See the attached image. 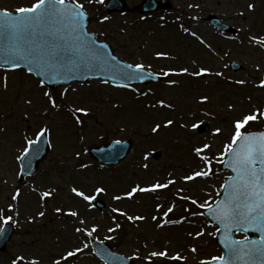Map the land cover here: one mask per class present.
I'll list each match as a JSON object with an SVG mask.
<instances>
[{
    "label": "rangeland",
    "instance_id": "rangeland-1",
    "mask_svg": "<svg viewBox=\"0 0 264 264\" xmlns=\"http://www.w3.org/2000/svg\"><path fill=\"white\" fill-rule=\"evenodd\" d=\"M76 1L83 3L92 17L90 31L109 42L123 61L143 63L147 70L159 75L182 68H188L189 73L201 68L207 72L200 76L173 74L161 84L130 92L102 82L73 84L52 91L40 87L38 80L26 72L1 68L0 229L11 216L16 235L6 253L0 254V264H29L33 260L38 264H55L57 260L60 264H102L92 253L93 238L115 240L112 246L119 248L117 252L133 258L136 264H201L219 256L217 228L202 218L204 208L199 205L205 201L212 205L220 196L225 174L218 159L226 158L221 153L230 143L234 121L257 110L264 112V87H260L264 80V47L250 41L253 36L264 38V0H171V11L146 17L109 16L104 10L107 0ZM35 2L0 0V9L15 11ZM128 2L135 6L141 0ZM248 4H253L254 10L250 11ZM212 14L235 27L236 37L213 30L206 21ZM193 32L196 36L191 35ZM157 53L166 56L158 57ZM231 62L244 66V72L231 73ZM45 91L56 99L58 109L51 108ZM202 97L207 101L201 102ZM160 100L172 107L159 106ZM75 108L87 109V114H74ZM168 120L174 123L164 126ZM200 121L203 123L193 131L191 125ZM156 124L161 128L153 132ZM44 127L49 130L53 149L37 175L29 180L31 187L24 188L18 181L17 157L24 152L25 137L33 140ZM254 127L264 130V118L250 122L248 130ZM217 128L220 134H215ZM115 140L132 141L129 159L116 168H96L89 150ZM204 144L212 146L202 153L212 159V175L185 181V176L206 168L194 152L195 147ZM170 179L175 184L166 189L151 194L138 192L132 201L114 199L127 193L128 187H150ZM73 187L89 196L98 195L106 203V210H94L91 201L71 191ZM97 187H104L106 195L97 194ZM49 190H53L51 199H42L41 194ZM17 191L20 195L13 200ZM157 205L161 206L159 211ZM172 205L174 211L164 217ZM114 208L145 219L130 221ZM70 211L78 216L68 215ZM40 212L44 215L40 216ZM119 216L121 219H116ZM153 216L159 219L153 220ZM164 219L182 222L158 227ZM93 226L97 231L92 237L75 231L77 227ZM197 232L203 235L197 237ZM84 244L88 247L84 248ZM78 247L83 251L63 259ZM192 248L197 251L192 252ZM164 250L168 257L149 259L150 252ZM177 254L182 259L170 258ZM21 256L23 261L18 259Z\"/></svg>",
    "mask_w": 264,
    "mask_h": 264
},
{
    "label": "snow or ice",
    "instance_id": "snow-or-ice-1",
    "mask_svg": "<svg viewBox=\"0 0 264 264\" xmlns=\"http://www.w3.org/2000/svg\"><path fill=\"white\" fill-rule=\"evenodd\" d=\"M91 3L92 0H89ZM97 3H103L104 0H95ZM191 7V5H190ZM250 11L254 10L253 4H248ZM16 13L20 15L12 16L11 13L4 11V16L9 17L6 20L4 27L9 29L10 44L6 47V55L4 57L5 63H11L13 69L19 68L20 62H28L29 72H31V65L37 66L38 75L44 77L39 81L40 87L46 86V79L55 81L57 77H63L65 81L72 78L73 69L83 66L84 68L91 69L92 61L98 60L101 63H107L101 56L93 55L90 58H85L80 55L81 49H86L88 45L85 43V24L87 13L85 5L83 3H68L66 0H36V3L30 7H19ZM240 15H244L243 12ZM103 20H108V17H103ZM187 31V29H185ZM196 36V33H191ZM251 42L264 47V38H257L255 36L250 38ZM203 42V41H201ZM91 41L90 44H94ZM101 47H107L103 45ZM158 57L166 56L165 53H157ZM112 61H116L113 56ZM150 67V66H148ZM207 69L201 68L198 71L189 73L188 68H182L179 72L174 69L168 71H162V75H182L190 74L194 76H200L205 74ZM119 75L122 79L131 81L137 79H144L153 74L146 71V66L143 63L125 64L120 68ZM5 88L7 87V77H4ZM108 83L107 80L103 81ZM175 84L177 81H171ZM244 83V81H239ZM118 87L127 88L130 84H119ZM260 87H264V80L261 81ZM44 96L48 98L51 108L58 109L59 104L56 99L52 97V94L45 91ZM146 95V94H145ZM207 97H202L201 102L207 101ZM31 104V100L27 101ZM159 106L171 108L172 105L166 103L164 100H160ZM156 105H150L149 107H155ZM75 113L87 114V109L75 108ZM264 118V112L259 110L245 114L240 119L234 121V132L231 136L230 143L224 145L221 157H230L227 162L224 159L219 158L218 162L225 164L228 168L235 173L234 177H231L232 183L227 186L228 193L224 200L218 201L216 208L213 209L209 201H205L200 204V208L207 207L209 214L212 215L221 225L224 226L225 231L233 228L245 229L246 227H252L255 230L264 234V131L250 132V122H256L258 119ZM80 119L77 118V123H80ZM174 123L172 120H168L164 126H170ZM200 121L191 125L192 130L195 131L199 128ZM182 127H186L182 125ZM161 128L160 124H156L152 131L157 132ZM48 128H41L37 132L38 137H43L47 132ZM221 129L217 128L215 134H220ZM29 147L24 149V156L17 157V159H25L29 152L30 147L35 143L33 140H29L25 137ZM211 144H204L203 147H195L194 152L201 161L204 162L206 168L199 171H194L190 175L184 177L185 181H194L197 178L208 177L212 175V159L202 155L206 150L211 149ZM147 159V157H145ZM147 167V165H144ZM175 184L174 180H168L167 183H159L151 185L150 187H141L136 185L129 192L126 193L128 198H132L137 192L148 193L155 192L158 189H166L169 185ZM71 191L78 197L83 198L85 201H91L95 199L93 196L86 195L83 191L73 187ZM96 193H102L105 191L104 188H97ZM53 194V190L46 191L41 194V198L50 197ZM20 195L19 191L12 197L13 200L17 199ZM116 200L122 199L120 196L114 197ZM181 199H190L189 197H181ZM192 204H197L196 200L191 201ZM160 205H157V211L160 210ZM175 205L167 208L164 212V217H168L169 213L174 211ZM60 212L61 209H57ZM114 212H119L122 216H127L130 221L142 220L145 217L131 216L119 209H113ZM3 209H0V213ZM71 216H78L75 211L67 213ZM196 213H193L195 215ZM40 216L44 215V212L39 213ZM12 217L9 216L8 220ZM153 220L159 219L156 216L152 217ZM182 221H170L164 219L163 223L158 224V227H164L168 223H181ZM81 224H86L84 220L80 221ZM119 227V225H117ZM3 229H0L2 232ZM77 233L86 234L88 237H92L93 233L97 231L95 226L88 229L77 227L75 229ZM109 231H115L114 228H109ZM217 231H220L217 228ZM191 235V234H190ZM203 232H197L196 236L200 237ZM247 238L245 241H238L235 239H228L226 237L224 243L225 248L228 249V256H213L212 260L218 262V264H233V259L243 260L245 257L252 259L253 257L259 258L264 262V235L261 236V240L251 241V247H245ZM88 245L84 244V248ZM83 248H76L75 251H68L66 256L63 257L67 260L69 257H73L77 252H82ZM192 252H196V248L191 249ZM168 252L164 251H152L149 253V259L168 257ZM173 260L182 259L177 254L170 257ZM20 261L24 260V257L18 258ZM16 264V261L13 262ZM29 264H38L37 261H30ZM55 264H60V261H55ZM201 264H211L210 261H201Z\"/></svg>",
    "mask_w": 264,
    "mask_h": 264
},
{
    "label": "water",
    "instance_id": "water-1",
    "mask_svg": "<svg viewBox=\"0 0 264 264\" xmlns=\"http://www.w3.org/2000/svg\"><path fill=\"white\" fill-rule=\"evenodd\" d=\"M162 5L165 8H167V6H166V4H164V2H162ZM108 9L110 12L117 11V12L125 13L128 11V8H127V6L123 0H112L108 4ZM156 9H159V7L157 6V0H144L142 5H140L138 8H136L135 11H138L140 13H145V12L153 11ZM210 22L216 29H219V30L225 31V32H233L230 28L223 25L222 22L219 21L218 19H216L215 17H211ZM85 26H86V24H85ZM84 40H85L86 45H88V47L86 49H81L79 54L84 56L85 58H90L93 55L101 56L104 60H107V63L105 64V63H101L98 60H93L92 61V67L90 70L87 68H84L83 66H81L79 68H74L73 69V75H72L71 79H68L67 81H65V79L61 76V77H57L55 79V81H51V80L46 79V84H48L52 88H57L61 85L69 84L74 80L91 81V80L96 79V78H101V79L107 80L109 82L117 83V84H135V83H137V84L148 85L150 83H153V82L155 83V82L160 81V78L155 77V76H148L144 79H137V80H131V81H127V80L122 79L121 76L119 75V72H120V68L125 64H122L117 58H116V61H112L111 58L113 57V55H112V51H111L110 47L108 45H106L107 47H101L105 44H102V45L98 44L96 41L97 39L95 37H92V36H88V37L85 36ZM91 41H94L95 43L90 44ZM3 56L4 55H3V53H1V47H0V59ZM0 64L7 65L9 63L0 62ZM25 66L30 67L29 63L26 64ZM231 68L235 71H238L241 69V67L236 65V64H233L231 66ZM31 69L36 74H38L37 66L35 64L31 65ZM40 77L44 79V77H42V76H40ZM40 146H41V148L38 150L37 153H35L36 150ZM35 148H37V149H35ZM130 148H131L130 143H125V144L114 143L108 147H102V148L93 150L92 155L100 163H102L104 165H116L128 156V154L130 152ZM47 154H48V145L46 143V139L41 140L39 145L34 144L33 149H31L30 152L27 154V157L22 160V163H21V167H22L21 178H22V180L24 179L25 176L31 175L37 170L38 165L40 164L41 161H43L46 158ZM229 159H230V157L228 158V160ZM224 165H225L224 169L230 171L234 177L235 173H233L232 170L226 166V163ZM231 183H232V180L230 178L226 182L224 192H223V197L221 200L225 199V197L228 193L227 186ZM215 208H216V206L213 207V209H215ZM206 215L209 217V219L212 222L220 225L221 231H220V234L218 236L217 242L220 246H222L224 248L225 257H227L228 256V249L225 248L224 241H225L226 237L228 239H232V232L235 228L228 230L226 232L224 229V226L221 225L219 223V221H217L212 215H210L209 211L206 212ZM254 231H255V233H259L260 236L264 235L255 229H254ZM11 235H12V227L9 226L8 228H6L2 232V235L0 237V251H3L5 249L6 243H7V241L10 240ZM260 240H253V241L259 242ZM249 247H251V244H249ZM99 255L104 256L105 252L100 253ZM105 259H106V261H108L107 258H105ZM108 263H110V264H126L127 262L125 260L117 257V256H111V259L108 261ZM211 264H218V262H213ZM233 264H264V262H262L259 258H256V257H253L252 259H248L247 257H245V259H243V260L233 259Z\"/></svg>",
    "mask_w": 264,
    "mask_h": 264
}]
</instances>
